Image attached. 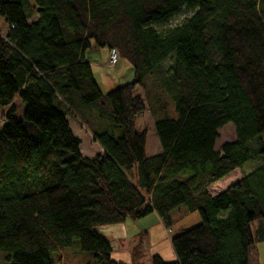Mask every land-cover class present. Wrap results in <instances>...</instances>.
Instances as JSON below:
<instances>
[{
	"label": "trees",
	"instance_id": "16d2710c",
	"mask_svg": "<svg viewBox=\"0 0 264 264\" xmlns=\"http://www.w3.org/2000/svg\"><path fill=\"white\" fill-rule=\"evenodd\" d=\"M180 12L191 15L157 28ZM0 18L5 262L62 264L77 247L67 264H122L98 227L155 214L170 229L197 213L201 223L171 239L168 264H257L264 146L252 143L264 135V0H0ZM95 48L127 61L131 81L103 94L85 56ZM145 111L160 146L151 157L135 126ZM70 118L102 154H80ZM227 124L235 140L216 150ZM247 163V174L212 194Z\"/></svg>",
	"mask_w": 264,
	"mask_h": 264
},
{
	"label": "rangeland",
	"instance_id": "374dc122",
	"mask_svg": "<svg viewBox=\"0 0 264 264\" xmlns=\"http://www.w3.org/2000/svg\"><path fill=\"white\" fill-rule=\"evenodd\" d=\"M30 3L33 5L32 1ZM27 13L30 14L31 17H34L33 8H30ZM190 15L191 13L180 12L171 18L168 23L164 25H157V28L164 29L181 25ZM6 32L7 26L0 18V33L6 34ZM85 56L90 62L93 77L103 94L111 92L120 85L128 83L129 80L132 79L131 68L127 61L117 58L114 65L110 66V52L106 48H95L93 50H89L86 52ZM136 91L141 93L138 88ZM14 105L16 106L17 118L22 119L24 104L19 99H15ZM70 122L74 134H76V136L80 139L79 142L81 149L79 147V152L83 157L93 158L97 153L101 152L92 140L90 132L83 125L73 118H70ZM135 126L139 132H145L146 155L152 156L157 154L156 152L158 151L159 143L154 131L152 118L148 111H145L137 118ZM234 140V128L231 124L225 125L218 131L216 150H219L222 144L232 142ZM260 144L264 146V135L260 140V143L253 142L252 147L256 148ZM253 167V163L245 164L242 168L235 170L231 176L221 183V185L225 186L231 181H236L239 176L247 174L246 172H249V170ZM221 185L220 183H216L215 186L211 187V192L214 193L216 190H219ZM149 219L150 218L145 220L141 219L138 221L127 220L124 224L100 226L96 229V231L106 237L108 242L112 245V259L122 262V264H154L153 258L158 257L164 264L173 263L175 261V257L170 245L171 239L180 231L188 230L201 223L197 213L186 215L170 229H165L159 222L155 225H151ZM121 226L126 232L122 237V240L111 239L113 234L112 232L120 230ZM255 250L257 253V263L264 264V242L257 243L255 245ZM66 252L67 253H65L63 258L64 263L62 264H67L65 261L69 256L75 254L79 255L77 247ZM4 255V253L0 252V264H9V262L4 261Z\"/></svg>",
	"mask_w": 264,
	"mask_h": 264
},
{
	"label": "crops",
	"instance_id": "0c3cea01",
	"mask_svg": "<svg viewBox=\"0 0 264 264\" xmlns=\"http://www.w3.org/2000/svg\"><path fill=\"white\" fill-rule=\"evenodd\" d=\"M131 68V67H130ZM92 77H93V74H92ZM93 79H94V77H93ZM94 81H95V79H94ZM131 80H129V82H130ZM96 82V81H95ZM128 82V83H129ZM97 84V83H96ZM69 122V128H70V130H71V132H72V134L78 139V140H80L79 138H78V136H76V134H74V131H73V128H72V126H71V122H70V119L68 120ZM90 136H91V138H92V140L94 141V139H93V137H92V135L90 134ZM94 143L96 144V146L98 147V149H100V151L101 152H99L100 154H102V150H101V148H100V146L94 141ZM80 147V149H81V146H79ZM99 153H97V154H99ZM157 154H159L160 153V146H159V144H158V151L156 152ZM96 154V155H97ZM145 154H146V150H145ZM157 154H155V155H157ZM147 156V155H146ZM152 156H154V155H152ZM147 157H151V156H147ZM233 174V172L232 173H230L229 175H227L226 177H224L223 179H221L220 181H218L217 183H220V185H221V183L224 181V180H226L229 176H231ZM242 176H239V178H237V180L236 181H238L240 178H241ZM236 181H231V182H229L228 184H226L225 186H222L221 185V187L219 188V190H216L214 193H212L213 195L214 194H217V193H219V192H221L222 190H224V189H226L228 186H230L231 184H233V183H235ZM216 185V183L213 185V186H215ZM212 186V187H213ZM210 190H211V188H210ZM147 218H150L149 220H150V224L152 225H155L157 222H159L160 223V221L158 220V218H157V216L155 215V214H150L149 216H147V217H145L144 218V220L145 219H147ZM117 225H119V224H117ZM113 234H112V238L111 239H116V240H122V237L125 235V229L121 226V229L120 230H117V231H114V232H112ZM113 237H116V238H113ZM110 243V242H109ZM110 246H111V248H112V245L110 244ZM119 251V250H118ZM112 252H113V249H112ZM118 262V261H117ZM120 263H122V262H120ZM258 264V263H257Z\"/></svg>",
	"mask_w": 264,
	"mask_h": 264
},
{
	"label": "built area",
	"instance_id": "2783aa9c",
	"mask_svg": "<svg viewBox=\"0 0 264 264\" xmlns=\"http://www.w3.org/2000/svg\"><path fill=\"white\" fill-rule=\"evenodd\" d=\"M117 60L116 52L114 50L110 51V66H113L115 61Z\"/></svg>",
	"mask_w": 264,
	"mask_h": 264
}]
</instances>
